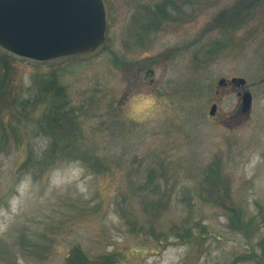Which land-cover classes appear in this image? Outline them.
I'll return each mask as SVG.
<instances>
[{"label":"rangeland","instance_id":"1","mask_svg":"<svg viewBox=\"0 0 264 264\" xmlns=\"http://www.w3.org/2000/svg\"><path fill=\"white\" fill-rule=\"evenodd\" d=\"M246 1L107 0L94 57L0 49V264H264V0L235 17Z\"/></svg>","mask_w":264,"mask_h":264},{"label":"water","instance_id":"2","mask_svg":"<svg viewBox=\"0 0 264 264\" xmlns=\"http://www.w3.org/2000/svg\"><path fill=\"white\" fill-rule=\"evenodd\" d=\"M109 28L106 0H0V49L28 63H61L94 57ZM226 82L220 79L219 84ZM231 82L244 86L246 80ZM252 94L242 93L241 111L250 112ZM217 104L210 110L214 114Z\"/></svg>","mask_w":264,"mask_h":264},{"label":"trees","instance_id":"3","mask_svg":"<svg viewBox=\"0 0 264 264\" xmlns=\"http://www.w3.org/2000/svg\"><path fill=\"white\" fill-rule=\"evenodd\" d=\"M242 2L239 3V5L241 4ZM254 4V1L253 0H249V1H246L244 3H242L240 6H235L234 9V12H235V17H239L241 14H242V11H246V9L250 8L249 6ZM248 7V8H247ZM3 57H5V59L8 57V55H6L5 53L3 54ZM9 58V57H8ZM2 65L3 67L5 68L6 66L8 67L7 65V62L6 61H3L2 62ZM6 73V72H5ZM44 86H49L48 89H56L57 91V95H61L60 93H63V89L58 86V85H55L54 82H49V81H45V84ZM48 91V90H47ZM48 120L50 121V117H48ZM52 121H54V118H51ZM42 132H48L50 133L51 135H55V129H54V125H52L50 123V127L47 126L46 128L44 127L42 129ZM64 148V145H61L59 146L58 145V140H54L52 141V144H51V148L49 149V151L47 150L46 151V154L44 157L40 158L37 160V163L40 167L46 165L47 163H53L55 159H57L56 155H58L57 153L60 151H62ZM234 214L237 215L239 221H242V217L239 216V213L236 211V209L234 207H231L230 209ZM75 252V256L72 258L71 256V264H85V255L82 253V251L80 249H75L74 250Z\"/></svg>","mask_w":264,"mask_h":264},{"label":"flooded vegetation","instance_id":"4","mask_svg":"<svg viewBox=\"0 0 264 264\" xmlns=\"http://www.w3.org/2000/svg\"><path fill=\"white\" fill-rule=\"evenodd\" d=\"M224 84H226V83H224ZM234 84V83H233ZM234 85H236V84H234ZM241 93V92H240Z\"/></svg>","mask_w":264,"mask_h":264}]
</instances>
